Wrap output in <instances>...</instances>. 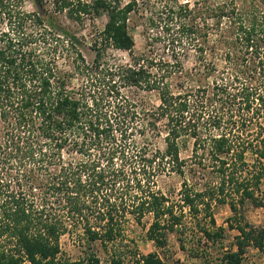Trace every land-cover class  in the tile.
Here are the masks:
<instances>
[{
  "label": "trees",
  "instance_id": "trees-1",
  "mask_svg": "<svg viewBox=\"0 0 264 264\" xmlns=\"http://www.w3.org/2000/svg\"><path fill=\"white\" fill-rule=\"evenodd\" d=\"M56 2L73 20L106 22L92 35L90 64L84 39L36 6L14 11L0 30V264H101L95 242L109 253L105 264H165L119 246L129 219L151 215L147 238L162 248L187 209L208 217L201 229L212 241L222 232L213 205L228 206L238 233L220 264H242L247 247L262 250L264 229L244 217L246 204L264 207V11L256 1H176L167 59L133 53L135 0ZM108 48L127 52L129 63L101 65ZM189 51L195 66L186 69ZM122 89L155 93L156 104L136 106ZM172 174L182 178L178 205L156 189ZM77 232L84 257L59 259L61 238Z\"/></svg>",
  "mask_w": 264,
  "mask_h": 264
},
{
  "label": "rangeland",
  "instance_id": "rangeland-1",
  "mask_svg": "<svg viewBox=\"0 0 264 264\" xmlns=\"http://www.w3.org/2000/svg\"><path fill=\"white\" fill-rule=\"evenodd\" d=\"M57 0H2L6 9L0 13V30L8 28L14 22L12 15L14 11L21 10L24 12H35L36 7L40 11L51 14L59 24L69 29L72 34L84 39L81 47L82 55L87 63H91L94 59V50L90 46L92 35L101 31L106 16L99 17L91 14L82 15L79 19H71L66 10H59ZM73 5L77 2L90 4V0H68ZM132 0H121L124 5ZM180 4L188 3L193 6L197 2L198 7L205 4H219L222 0H135V12L130 14L128 20L129 33L134 40L133 53L138 55L146 52L149 56H163L167 59L170 54V35H172L173 20L171 19L170 10L175 2ZM256 5L264 11V0H255ZM36 6V7H35ZM11 17V19H10ZM200 23V20L198 21ZM53 53V52H50ZM65 51L59 49L56 55L59 57L58 65L65 69ZM129 63V55L127 52L108 48L103 54L100 64L104 67L108 65H125ZM186 69L195 66L194 52L189 51L188 56L184 59ZM69 70V69H67ZM101 77V76H100ZM81 80L75 77L70 81L73 88L80 86ZM99 93L105 94L100 89ZM121 92L127 99L133 100L136 106L140 105L142 100L148 101L150 104H156L155 93L135 92L133 89H122ZM100 96V95H99ZM142 96H145L143 98ZM162 146V142L159 143ZM191 143L185 148H181L180 157L187 158L190 154ZM182 178L177 175L162 176L157 179L156 189L165 194L170 201L178 205V192L180 190ZM264 191V180L261 184ZM212 219L215 223V229L222 228L221 237L214 238L212 241H206L202 234L201 228H210L209 219L203 214L191 216L187 209H184V217L181 225L174 232L167 235L164 247H156L155 244L148 240L147 231L152 222L151 215H146L140 224H136L131 218L126 224L122 238L121 248L129 250H137L141 255L148 253H156L165 264H220L224 254L229 250L235 251V237L237 231L229 229V220L232 214L227 205H213L211 209ZM245 221L256 229H264V207H254L246 204L244 209ZM234 222V221H233ZM82 239V240H81ZM61 253L58 256L61 260L77 261L84 257L87 252L85 241L80 232L71 236L65 235L60 240ZM264 244V241H263ZM93 253L97 255L101 264H105L108 254L105 253L98 242L90 246ZM242 264H264V245L262 250H258L252 246L247 247L242 256Z\"/></svg>",
  "mask_w": 264,
  "mask_h": 264
}]
</instances>
